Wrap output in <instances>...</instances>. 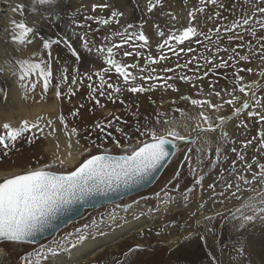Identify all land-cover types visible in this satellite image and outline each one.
<instances>
[{"label": "snow or ice", "instance_id": "snow-or-ice-1", "mask_svg": "<svg viewBox=\"0 0 264 264\" xmlns=\"http://www.w3.org/2000/svg\"><path fill=\"white\" fill-rule=\"evenodd\" d=\"M67 3L68 0H30V11L39 12L42 20L48 21L53 26L60 24L63 28V32H56V38H46L41 35L35 27L27 26L23 18L19 23L12 21L11 40L14 43L30 45L37 37L42 41L40 51L32 54L35 59L18 60L12 67V74L17 77L21 89L27 90L29 83L32 88H35L36 85L30 78L36 76L38 80L43 81V88L47 91L53 77L51 48L53 45L61 44L71 57L75 58L77 66L85 65L86 70L83 73L79 67H72L69 72V67L66 66L68 58H65L54 85L57 98L61 95L62 86H67L68 97L76 96L81 91L85 92L88 103H81L76 110L70 112L71 117L78 118L70 129V135L76 137V144L84 158L78 162L74 170H65V159L53 153L50 161L42 163L40 159H37L35 166H26L21 172L0 178V242L17 245L37 244L38 234L44 233L58 216L72 211L75 205L97 200V198L111 201L114 197L129 194L137 186L149 182L153 173L160 169L170 156L183 153V159L179 161L180 166L175 169L174 179L194 178L196 184H202V180L195 178L210 175L213 171L217 174L213 182L208 185L211 192L208 200L200 202L196 212H191L188 216L189 220L194 221L191 232L178 241V243L186 241L191 245L190 251L193 254L202 252V255H198L196 261H177L172 264H252L251 259L248 258L252 254L258 255L261 258L260 264H264V228H257L258 224H264V191L256 192L251 187L257 183L264 185V162L256 156L248 162L245 155V151L249 148L264 155V129H261L252 139L243 141L239 150L226 131L227 123L233 118L238 119L245 111L248 118L255 117L258 123L264 124V95H258L264 85L258 82L242 83L244 76L241 73H252L254 69L238 66L240 62H251L257 55L264 62V35L258 36V30L264 32V0H243V4L248 6L247 9L242 11V16L232 20L224 28V31L228 33L226 39L229 45L234 39H244L239 35V31H234L243 30L256 38L258 45L256 51L252 50L251 45L248 46L249 54H240L236 48H222L219 29L216 34L217 40L209 41L214 46V51L205 45L211 59L208 55L204 56L203 75L207 76L209 72L216 69H232L233 77L230 83L233 87L231 90H217L210 83L205 99H190L187 95L180 97L182 101L190 100V104L195 109H199L196 112L193 133L189 135H181L179 126L174 120H169L165 112H157L154 122L145 117L143 123L137 119L134 124L122 120L120 115H114L112 112L108 113L106 119L96 118L95 109L103 110L107 102L115 105L118 101L127 109L129 105L125 104L124 99L126 93L144 94L157 89L158 86L154 82L157 77L153 75L156 69H149V65L159 64V61L153 60L150 53L146 57L145 67L140 69L141 73L147 71V76L133 74L129 70L139 68V64H128L122 58H118L121 54L123 57L133 56L132 51L122 48L124 44L133 47L130 41L143 42L136 45L140 49L152 48L149 43L150 38L143 31L144 25L149 21L144 20L140 23V31L136 30L134 23H126L123 31L117 30L111 33L112 37L120 38L119 44L105 35L102 37L105 43L97 46L95 40L90 38V33L98 32L100 29H92L90 22L98 26L120 25L119 17L123 13L112 11L107 18L100 15H87L83 21H80L79 9L65 13L64 8ZM209 3L217 4V0H209ZM157 5H160L162 13V0H156V3L148 0L147 12L153 13ZM24 7V3H18L15 7V12L19 10L21 17L24 15ZM97 7L103 11L108 5L93 4L94 13ZM217 7H223V4H218ZM198 11L203 12V8ZM188 15L190 18H196L193 12H189ZM65 16L67 22H62ZM77 29H88V31L78 32ZM158 35L163 39V43L157 44L158 50H163L166 46L171 47L169 42H174L183 51L184 48L181 46H184L185 42L188 45L194 42L200 43L201 36L209 40V37L191 22L182 30L171 33L159 31ZM192 38H196L195 41ZM74 41L79 43V49L82 52L73 47ZM237 47L243 48L244 45L240 44ZM45 50H48L47 59L44 57ZM188 51L192 49L189 47ZM221 53L230 54L225 59ZM143 55L139 50L135 52V57ZM160 59H167V57L161 55ZM99 60H102L101 66L95 70L88 68V65H96ZM56 63L59 64L60 61L57 60ZM187 66V64L178 65L181 68ZM163 71L167 73L172 72L173 69L164 68ZM113 72L116 74L115 79L110 75ZM258 75L264 78V68L258 72ZM177 79L193 83L195 87L193 76L180 74L164 77L166 88L174 92L178 91L175 83L168 82ZM195 80L202 81V77L197 76ZM148 81L153 82L147 83ZM237 90L245 96L242 103L240 97L236 95ZM198 95H204L202 83ZM225 95L230 98L224 100ZM213 97L216 98V102L213 101ZM101 98L104 99V103L101 102ZM149 99L152 104L156 103L155 100H151V97ZM224 104L232 106L231 115H220ZM207 109L214 110V115L208 114ZM173 111L179 112L180 116L186 113L182 109H173ZM89 113L92 115L89 116ZM134 115L138 118L139 111L137 110ZM59 122L68 134V123L63 115L59 117ZM161 124L169 125L163 134L158 127ZM241 126L245 129L248 127L243 120H240L237 125V127ZM46 128H51L48 135L56 131V128L52 127L51 120L46 124H41L39 120L33 123L22 121L17 127L6 123L3 125L4 131H0V149H3V154L6 156L16 148L18 141L26 140L31 145L38 139L37 134L45 135ZM229 144L233 146L229 148ZM184 146H187L186 151ZM117 149L121 154H114ZM231 154L235 155L234 159H231ZM238 162L241 164L239 168L236 166ZM217 185H219V191H217ZM178 190L179 185H177ZM241 191H247L250 195L244 198L238 195ZM232 199L239 200L240 204L231 208L225 207L224 205ZM208 201H211V208H206ZM217 204L221 205L220 209L216 208ZM217 219L221 221V228L215 226ZM95 223L93 221V225ZM225 225L229 228V239L223 244H218ZM253 229L261 233L259 238L252 233ZM150 247L151 245H144L129 248L124 254L122 264H161L160 261L143 255L144 248ZM61 250L62 246L57 245V254ZM172 250L174 248L170 249V252ZM44 251L42 245L35 250L32 253L35 259H31L26 253L21 254L24 264H45V261L51 258L45 256ZM2 255L4 253L0 251V256Z\"/></svg>", "mask_w": 264, "mask_h": 264}, {"label": "rangeland", "instance_id": "rangeland-1", "mask_svg": "<svg viewBox=\"0 0 264 264\" xmlns=\"http://www.w3.org/2000/svg\"><path fill=\"white\" fill-rule=\"evenodd\" d=\"M5 1L8 2L9 0ZM152 2L156 3V0H152ZM121 3L122 10L120 12L123 13V15L119 17L121 23L118 25L117 30L123 31V26H126V23H134L136 25V30L140 31V23L144 20H148L149 23L144 25L143 31L150 38L149 43L152 45V48L140 49L136 47V45L143 42L130 41V44H132L133 47L124 44L122 45V48L132 51L133 56L123 57L121 54V57L118 58H122V60L128 64H139V68H130L129 70L132 71L133 74L147 76L148 72L145 71L141 73L140 69L145 67L146 57L150 53L153 60L159 61V64L149 65V69H156L153 75L157 77L154 82L158 87L151 93H126L124 99L125 104L129 105L127 109L125 108V105H120L118 101L115 105L111 102H107L106 107L103 110L99 108L95 109L96 118L106 119L108 118V113L112 112L114 115H120L122 120L134 124L137 119L143 123L145 117H148L154 122L156 118L155 114L157 112H165L168 114L167 118L169 120H174L175 124L179 126L180 134L185 132L187 135L192 134L193 125L197 116L196 112H198L199 109H195L190 104V100L182 101L180 97L182 95H187L190 99H205L207 98L210 83L217 90H231L233 87V84L230 83V79L233 77L232 69H216L213 72H209L207 76L203 75L205 71L204 56L208 55L209 59H211V55L209 54V51H206L205 45H208L209 49L214 51V46L211 45L209 41L217 40L216 34L219 29V38L221 40L220 46L222 48H236L237 52L240 54H249V45L252 46L253 51L258 49L256 38L243 32V30L234 31H239V35L243 36L244 39H234L229 45L226 39L228 33L224 31L225 26L230 24L232 20L242 16V11L247 9L248 6L243 4V0H217V4H211L209 3V0H203V3H201V0H162V13L160 11V5H157V7L153 9V13H148V0H121ZM0 4L4 5L2 6V16L0 17L6 19L5 14H7L8 11H11L10 6H6L5 3ZM218 4H223V7H217ZM234 4L235 9H233ZM105 5H108V7L111 5L109 0L105 1ZM11 7H16V5H12ZM200 8H203V12L198 11ZM189 12H193L194 17L198 18V20L196 18H190L188 15ZM17 13L20 14V11L18 10L17 12H14L16 15ZM217 13H219V15H217ZM106 15V17L109 16L108 14ZM20 20L21 19L17 18L18 22ZM190 22L193 26H196L199 31H202L207 35L209 40H205L204 36H201L200 43L194 42L191 45H188V43L185 42V45L181 46L184 48L183 51H181L174 42H169L171 47L166 46L163 50L157 49V44L163 43V39L158 35L159 31H164L166 33L179 31L184 27H187ZM10 25L11 22L6 26V28L9 27L8 31L11 30ZM0 32L2 33L3 31ZM1 33L0 38L5 36V38L9 37V42L0 40V48L2 49H0V52L4 55V59L0 61V63L2 62L0 68H4L3 66L8 67V63L15 66L19 59H17V56L13 54L14 51L11 49L12 44H15L10 38L11 33H7L8 35H6L5 32L3 34ZM259 35H264V32L258 30V36ZM108 36L113 41L114 38L111 34H108ZM192 39L195 41L196 38ZM119 43L120 38L118 39L117 44ZM240 44H243L244 47H237ZM31 45H37L35 40H33L32 44L23 47V49L25 50ZM75 45L76 43L74 46ZM189 47L192 51H188ZM18 48L22 47L19 46ZM74 48L79 49V46L76 45ZM137 50L141 51L144 55L141 57H135V52ZM228 54L230 53H221L225 59ZM161 55L167 57V59L161 60ZM73 58L74 57L71 58V65L74 64L72 67H80L79 70L81 72L85 71V65H82V67L81 64L80 66H77L75 64V58ZM101 64L102 60H99L96 65H88V68L95 70L101 66ZM185 64L188 66L183 68L178 67V65ZM238 66L254 69L252 73H241V75L244 76V81L242 83L250 84L252 82H258L261 85H264V78H260L258 75V72L264 68V62L259 59V55L253 58L251 62H240ZM164 68H172L173 71L165 73L163 71ZM180 74L193 76L195 87L193 86V83L177 79L168 82L175 83L178 91L174 92L172 89L166 88L164 77L177 76ZM110 75L115 79L116 74L114 72ZM197 76L202 77V81L195 80V77ZM225 77H228L229 79H226ZM151 82L153 81H148L147 83ZM201 83L203 84L204 89L203 96L198 95ZM162 85L164 86L161 87ZM145 86H147V84H145ZM236 95L240 97V102L242 103L245 99L244 94L237 90ZM258 95H264V88L260 89ZM149 97H151V100H155L156 103L152 104ZM229 98L230 97L226 95L224 96V100ZM58 100L61 107L60 115H63L66 118L68 130L70 131L74 122L78 119L71 117L70 112L76 110L81 103H88L85 99V92L73 97H66L61 92ZM172 101H175V103H172ZM213 101L216 102L215 97H213ZM101 102H105L103 98H101ZM89 107H91V105H89ZM173 109H182L186 113L183 116H180V113L174 112ZM137 110L140 113L138 118L134 115ZM206 111L208 114L214 115V110L207 109ZM257 111H259V109H257ZM231 112L232 106L224 104L220 115L229 116L231 115ZM88 115L91 116L92 113H89ZM162 119L164 118L162 117ZM240 120H243L248 125L247 129L242 126L237 127ZM158 127L163 134L169 125L161 124ZM261 129H264V124L258 123L255 117L248 118L247 111L243 112L238 119L233 118V120L229 121L226 126V131L235 141V147H237L238 150L241 149L243 141L250 140L254 136H257ZM60 133L63 135L64 132L60 129ZM203 138L204 137H202V139ZM38 139L39 141H33L31 145L26 141H18L16 148L12 149L6 156L3 154V149H0V172L3 173L2 177L21 172L26 166H35L37 159H40L42 163L50 161L48 154L43 150L47 141H44L41 137H38ZM71 141H73L75 147L79 148L76 144V137L74 136H70V141L67 146H73L71 145ZM232 146L233 145L231 144L228 145L229 148ZM184 149L186 151L187 146H184ZM114 154H121L120 150H115ZM245 155L248 162H251L253 156H256L264 162V155L254 151L252 148L247 149ZM83 158L84 157L80 154L78 162H81ZM213 158H215L214 155ZM234 158L235 155L231 154V159ZM182 159L183 153L172 156L162 173L148 188L114 202L105 203L94 208H86L80 217L60 227L51 236L43 238L37 244L17 245L8 242H0L1 251L4 253L0 258V264H24L21 254L25 253L28 254L31 259H35V257L32 256V253L39 249L41 245L45 250L44 255L51 258V260L45 261V264H62V260H59V263L57 262V256H62L66 251H71L74 246L81 242H93L100 239L103 240L100 241L101 246L96 248V244L94 248L95 250L92 249L93 251H91V253L93 252L95 254L94 257L82 258L77 262H68H71V264H122L124 254L129 248L144 245H151V247L144 248L143 255L146 257H152L160 261L161 264H172V262L177 261H196L198 255H202V252L193 254V252L190 251V244L186 241L179 243L178 241H181L182 237H187L191 232V225L194 221L189 220L188 216L191 212H196L200 202L208 200V197L211 195L208 185L213 182L217 172L213 171L210 175L196 177L195 179L202 180V184H196L194 178L185 179L181 177L180 179H174L175 169L180 166L179 161ZM78 162L71 167L65 166V170H73L78 166ZM236 166L239 168L241 167V164L238 162ZM225 167H227V165H225ZM205 170L207 171V168ZM249 178H251L250 174ZM177 185H179L178 191ZM241 187L243 188L244 186L242 185ZM251 187L256 190V192L264 191V185L259 183L253 184ZM219 190V185H217V191ZM238 195L247 198L250 193L247 191H241ZM239 204V200L232 199L224 206L231 208L238 206ZM206 208H211V201H208ZM216 208L220 209L221 205L217 204ZM113 213H115L114 216ZM101 217H103V219H101ZM93 221L96 222L95 225H93ZM215 226L217 228L222 227L219 219L216 220ZM257 228H264V224H258ZM222 231L223 235L218 241V244H223L229 239L228 226H223ZM252 233L257 238L261 236V233L256 229H253ZM109 234H112V238L110 239V242L107 243L109 238H105ZM102 242L106 243H103L102 245ZM193 243H195V241H193ZM57 245L62 246V250L58 254L56 252ZM173 248L174 250L170 252V249ZM80 257H82V255H80ZM248 258L251 259L252 264H260L261 258L258 255L252 254Z\"/></svg>", "mask_w": 264, "mask_h": 264}, {"label": "bare ground", "instance_id": "bare-ground-1", "mask_svg": "<svg viewBox=\"0 0 264 264\" xmlns=\"http://www.w3.org/2000/svg\"><path fill=\"white\" fill-rule=\"evenodd\" d=\"M106 0H68V3L66 4L64 11L65 13L75 12L77 9L80 10L78 14V19L80 21L84 20V17L87 15H100L104 18H107L106 14L109 16L111 15L112 11H118L120 12L122 10V3L121 0H109L110 6L105 7L103 11L99 7H97L96 12L94 13L92 11V5H105ZM0 3H5L6 6H10V10L7 14H5L6 19H0V31H3L6 35L7 33H11L13 29L12 21H17V18L22 19L21 15L19 13L14 14L15 7H11L12 5H17L18 3H24L25 7L23 9V19L25 20L27 26H33L37 29V31L44 35L46 38H56V32L60 31L63 32V28H61L60 24H56L53 26L51 23H49L46 20H42L40 18V13L32 12L30 11V0H9L6 2L5 0H0ZM124 4V3H123ZM2 6L0 4V16H2ZM4 16V15H3ZM11 20V21H10ZM11 22V30L8 31V28H6L7 24ZM62 22H67V17H63ZM90 27L92 29L99 28L100 30L98 32L90 33V38L95 40L97 46H101L104 44V41L102 39L103 36L108 34H111L114 31H117L118 25H113L111 27L109 26H98L94 22H90ZM77 31H88V29H77ZM6 37V36H5ZM1 37L0 40H5L6 42H9V37L5 38ZM11 38V37H10ZM113 42H118V37H113ZM36 46L31 45L30 47H27L25 50L23 47H26L27 45H17L12 44V50L14 51V55L17 56V59L23 60V59H35L33 57L34 52L40 51L42 47V41L39 40L37 37L35 39ZM76 43L77 46H79L78 42ZM15 45V46H13ZM22 48H18V47ZM1 49V48H0ZM78 49V48H77ZM2 50V49H1ZM21 50V51H20ZM47 51H44V57L47 59ZM78 51H81V49H78ZM52 52V82L49 85V88L47 91L43 88V81L38 80L36 76H33L30 78L31 82L35 83V88H32L31 83H29L27 90L21 89L19 87V83L17 81V77L12 74V64L8 63V67L3 66L4 68H0V131H4L3 125L9 124L12 127H17L20 125L22 121H28L29 123L36 122L37 120L40 121L41 124H46L49 120L52 121V127L56 128V131L53 132L51 135H48V132H51V128H46L45 135L38 137H41L44 141H47L46 145L44 146V151L48 154L50 160L52 158V154L56 153L60 158L65 159L66 165L65 166H74L78 162V159L80 157L81 151L79 148L74 146L73 141H71V145L67 146L68 142L70 141V131L68 130V134L66 135V132L64 130L63 125L59 122L60 115V102L56 96V90L53 86L57 82V76L59 75L61 71L62 65H64V59L68 58V64L66 66L69 67V72H71V68L73 65H71V54L67 52L66 49L63 48L61 45H53L51 48ZM11 53V52H10ZM86 55V54H85ZM4 59V55L0 52V61ZM74 59V58H73ZM59 60L60 63H56V61ZM9 61V60H8ZM2 63V62H1ZM0 63V64H1ZM74 63V60H73ZM84 64H81V67ZM80 66V65H79ZM80 68V67H79ZM83 73V72H81ZM69 82H70V76H69ZM86 87V85H85ZM3 89V94H2ZM61 92L64 96L68 97L66 95L67 92V86H63L61 89ZM84 91H81L77 94H82ZM64 132L63 135L60 133V129ZM27 135V134H26ZM181 135H187V133H182ZM67 140V142H66ZM26 141V140H23ZM39 141V139L35 140ZM3 176V173L0 172V178ZM126 198V197H125ZM126 223V222H125ZM129 224V223H128ZM135 225V224H134ZM123 226V225H122ZM126 226V225H125ZM136 226V225H135ZM128 228V227H127ZM126 228V229H127ZM125 230V229H123ZM119 234V232H118ZM112 234H109L106 236L105 239L112 238ZM117 235V234H116ZM100 241L103 240H95L93 242H81L74 246V248L71 251H66L64 255H59V260H62V264H66L68 261H79V259H85L86 257H94L95 254L91 251L95 250L96 248L100 247L101 243ZM103 243L106 242H102ZM67 249V248H66ZM93 249V250H92ZM1 251V248H0ZM82 255V257H80ZM2 256H0L1 258Z\"/></svg>", "mask_w": 264, "mask_h": 264}, {"label": "water", "instance_id": "water-1", "mask_svg": "<svg viewBox=\"0 0 264 264\" xmlns=\"http://www.w3.org/2000/svg\"><path fill=\"white\" fill-rule=\"evenodd\" d=\"M172 158V156H170L163 164V166L160 169H157V171L155 173H153V177L150 179L149 182H147L145 185H141V186H137V188H135L134 190H131L129 194H125L123 196H117L114 197L113 200H107L104 198H97V200H90L88 202H85L84 204H77L74 206L73 210L70 212H67L61 216H58V218L52 222L51 227H49L48 229L45 230L44 233L42 234H38V236L36 237V240L39 242L40 240H42L43 238L49 237L51 236L53 233H55L60 227L66 225L68 222L80 217L84 210L86 208H94L100 205H103L105 203H109V202H114L116 200H119L121 198L130 196L132 194H135L141 190H144L146 188H148L149 186H151L154 181L159 177V175L162 173L163 169L165 168V166L167 165V163L169 162V160ZM74 170V169H73Z\"/></svg>", "mask_w": 264, "mask_h": 264}]
</instances>
